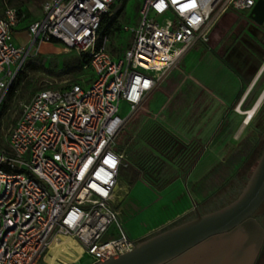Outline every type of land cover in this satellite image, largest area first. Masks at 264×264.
I'll return each mask as SVG.
<instances>
[{"label":"built area","instance_id":"2783aa9c","mask_svg":"<svg viewBox=\"0 0 264 264\" xmlns=\"http://www.w3.org/2000/svg\"><path fill=\"white\" fill-rule=\"evenodd\" d=\"M116 1L45 0L21 44L14 34L22 16L11 6L0 13V105L41 43L76 50L91 73L89 82L39 90L0 147V264H77L85 256L98 264L135 247L114 208L120 133L228 10L251 11L259 0H142L137 25L123 26L132 43L121 56L103 31Z\"/></svg>","mask_w":264,"mask_h":264},{"label":"rangeland","instance_id":"374dc122","mask_svg":"<svg viewBox=\"0 0 264 264\" xmlns=\"http://www.w3.org/2000/svg\"><path fill=\"white\" fill-rule=\"evenodd\" d=\"M44 1L0 0V13L6 6L14 7L22 16L21 27L27 30L42 15ZM141 5L142 0H117L105 16L103 31L109 29V49L115 55H123L131 45L132 34L123 26L137 25ZM250 23L246 10H228L207 41H198L191 48L126 123L117 142L124 154L117 205L120 196L127 198L119 207L147 206L141 201L148 187L163 197L173 185L180 187L175 183L181 181L182 190L194 203L217 208L230 195L231 185L240 182L248 170H255L264 148V103L244 128V117L235 111L245 99L248 81L264 64V31L262 37L253 34ZM14 40L21 44L29 37L23 30H16ZM83 63V56L76 50H66L58 42L41 43L32 51L1 102L0 147L5 145L22 106L39 90L89 82L91 73ZM263 88L264 77L244 108L253 105ZM129 108L121 103L123 114H128ZM154 210L147 207L137 214V221H146L148 212ZM254 218L264 234V204ZM127 228L135 234L132 223ZM143 240H137L138 244ZM91 262L92 258L85 256L78 264ZM255 264H264V251Z\"/></svg>","mask_w":264,"mask_h":264},{"label":"water","instance_id":"95a60500","mask_svg":"<svg viewBox=\"0 0 264 264\" xmlns=\"http://www.w3.org/2000/svg\"><path fill=\"white\" fill-rule=\"evenodd\" d=\"M250 17L264 23V0L256 3ZM263 203L264 152L241 193L229 204L205 214L195 206V218L137 243L122 255L110 254L98 264H253L259 247L251 245L252 232L246 223Z\"/></svg>","mask_w":264,"mask_h":264},{"label":"crops","instance_id":"0c3cea01","mask_svg":"<svg viewBox=\"0 0 264 264\" xmlns=\"http://www.w3.org/2000/svg\"><path fill=\"white\" fill-rule=\"evenodd\" d=\"M17 30H23L28 35V31L24 30V28L21 27V24L19 25ZM28 37H29V35H28ZM23 43H25V42H23ZM187 53L185 54V56L187 55ZM263 68H264V66L262 67V69L261 68L259 69V71L256 75V78L254 80H252V82H251L250 86L248 87L246 93L248 91H250L253 84H255L257 77L260 75ZM151 94H149V95H151ZM149 95L147 96V98L149 97ZM177 184H179L180 187H174V185H173V188L169 189L167 195H165L163 197L156 195L155 190L148 187L147 191H146V195L143 196L142 201H141L143 203H145V202L148 203L147 206H143V204L140 203L136 206H134L133 204L132 205L128 204L127 206L125 205L124 207H121V206L119 207V204L125 202V200L127 199V198L123 199L121 196H120L121 203H118V205H117V203L115 201L114 208L119 212L123 226L131 238H133L135 240H139L140 238L146 239L148 236H151L152 234H154L155 230H158V229L162 230V229L172 225L177 220L182 219L184 217H189V216H195L196 217L197 216V210L201 212L202 208H204V209L211 208V207H207L206 204H199L198 205V204L194 203L187 196L185 191L182 190L183 187L181 186V181H177L175 183V185H177ZM176 192H177V194H176ZM127 194H128V191H127ZM140 196L141 195H138V198H141ZM154 196H156L158 198H154ZM151 206H153L155 210H154V212H150V211L148 212V216H149L148 219L146 221H141L142 223L137 221V217H136L137 214L141 213V211H143L147 207H151ZM195 206L197 207V210H196ZM125 208H127V209H125ZM129 223H132V227L135 230L134 235L131 234V232L127 228V224H129Z\"/></svg>","mask_w":264,"mask_h":264},{"label":"flooded vegetation","instance_id":"af4514ba","mask_svg":"<svg viewBox=\"0 0 264 264\" xmlns=\"http://www.w3.org/2000/svg\"><path fill=\"white\" fill-rule=\"evenodd\" d=\"M247 12V14H248V16H249V19H250V21H251V23L248 25V28H249V30L253 33V34H255V35H257V36H260V37H262L263 36V31H264V23L263 24H258V23H256L251 17H250V13H251V11H246ZM264 66V65H263ZM262 66V67H263ZM262 67H260L261 69H262ZM260 68H258V70H256V72L254 73V75H252V77L250 78V80L248 81V83H249V86H250V84H251V82H252V80H254L255 78H256V75H257V73H258V71H259V69ZM263 77H264V68H263V70L261 71V73H260V75L257 77V80H256V82H255V84H253V86L251 87V89H250V91H248L247 93L245 92V99H244V101H243V103H241V107L242 108H244V106H245V104L247 103V101L249 100V96H251L255 91H257V89H258V87H259V85H260V82H261V80L263 79ZM248 86V87H249ZM248 89V88H247ZM264 89V88H263ZM247 91V90H246ZM261 90H259V92H260ZM259 92H257V93H259ZM260 95V94H259ZM258 98V97H257ZM263 103H264V101H263ZM262 103V104H263ZM239 105H240V103H239ZM244 109H246V108H244ZM248 109V108H247ZM262 141H264V137H263V139H262ZM264 143V142H263ZM257 220H256V218H254L252 221H249L248 223H246L247 224V227L249 228V230L252 232V234H251V237H250V243H251V245L252 246H255V245H257L258 247H259V250H258V253H257V255H256V258H255V260H254V262H253V264H255V262H256V260H257V258L260 256V254H262V252L264 251V234H262L261 233V231H260V229H259V227L257 226ZM181 224V223H180ZM179 225V224H178ZM175 226H177V225H175ZM174 227V226H173ZM170 228H172V227H170ZM169 229V228H168ZM167 230V229H166ZM165 231V230H164ZM163 232V231H162Z\"/></svg>","mask_w":264,"mask_h":264},{"label":"trees","instance_id":"16d2710c","mask_svg":"<svg viewBox=\"0 0 264 264\" xmlns=\"http://www.w3.org/2000/svg\"><path fill=\"white\" fill-rule=\"evenodd\" d=\"M105 20V19H104ZM105 22V21H104ZM103 22V23H104ZM107 32H109V29H107V31H106V33ZM263 152H264V148L260 151V153H259V155H258V157H257V159H256V166H257V164H258V162H259V160H260V158H261V156H262V154H263ZM247 162H249V159H247L246 160ZM246 162V163H247ZM253 170H248V174H245L243 177H242V179H241V181L240 182H238V183H235L234 185H232L231 186V188L229 189L230 191V195L228 196V197H226L225 198V201L224 202H222V204L219 206V207H217V208H208V209H204V208H202V210H201V213L202 214H205V213H209V212H212V211H215V210H217V209H219V208H221V207H224L225 205H227V204H229L231 201H233L235 198H237L238 197V195L241 193V191L243 190V188H244V186L246 185V183L248 182V180L250 179V177H251V175L253 174ZM264 204V203H263ZM262 204V205H263ZM261 208V207H260ZM259 208V209H260ZM258 209V210H259ZM257 210V211H258ZM256 211V212H257ZM256 212H255V214H256ZM254 214V215H255ZM193 218H195V216H189V217H184V218H182V219H179V220H177L176 222H174L172 225H170V226H168V227H166V228H164V229H162V230H160V231H157L156 233H154V234H152L151 236H148L147 238H150V237H152V236H154V235H156V234H158V233H160V232H162V231H164V230H166V229H168V228H170V227H172V226H175V225H177V224H179V223H182V222H185V221H187V220H190V219H193ZM258 218L261 220L262 219V217H260V216H258ZM146 238V239H147Z\"/></svg>","mask_w":264,"mask_h":264},{"label":"bare ground","instance_id":"6f19581e","mask_svg":"<svg viewBox=\"0 0 264 264\" xmlns=\"http://www.w3.org/2000/svg\"><path fill=\"white\" fill-rule=\"evenodd\" d=\"M263 101H264V89L261 91L260 95L258 96V98L255 100V102L253 103V105L250 108H248V109L242 108L241 107L242 102H240V105H238L236 107L235 111L239 115H242L244 117L242 128H244L246 125H249L252 122L254 116L257 114V112L261 108ZM106 237H107V235H106ZM61 246H62V243H59L58 246H56L57 251H58V255L61 253Z\"/></svg>","mask_w":264,"mask_h":264}]
</instances>
